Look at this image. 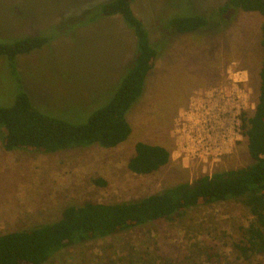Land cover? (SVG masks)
I'll return each mask as SVG.
<instances>
[{"label":"rangeland","instance_id":"obj_1","mask_svg":"<svg viewBox=\"0 0 264 264\" xmlns=\"http://www.w3.org/2000/svg\"><path fill=\"white\" fill-rule=\"evenodd\" d=\"M108 1L0 0V42L50 39L14 65L0 58V107L26 92L40 111L82 125L107 106L137 49L121 17L94 19ZM227 1H135L159 56L127 115L125 143L40 154L8 152L0 138V236L53 224L70 206L135 202L254 163L243 120L259 99L264 17L238 9L218 15ZM191 13L210 18L209 26L185 35L166 27ZM230 121L238 135L227 133ZM140 142L167 149L171 163L153 175L132 173L128 162ZM253 219L238 200L200 206L170 222L71 246L46 264H264V255L245 260L235 249Z\"/></svg>","mask_w":264,"mask_h":264},{"label":"trees","instance_id":"obj_2","mask_svg":"<svg viewBox=\"0 0 264 264\" xmlns=\"http://www.w3.org/2000/svg\"><path fill=\"white\" fill-rule=\"evenodd\" d=\"M135 1L110 0L98 5V14L94 16V19L121 17L137 41L133 65L108 105L96 111L86 124L78 125L40 111L23 92L13 106L0 107V138L6 151L56 154L91 146L113 149L130 138L132 128L127 115L143 95L159 56L145 24L133 11ZM232 9L264 17V0H228L217 14L223 16ZM168 21L166 27L179 35L198 33L210 24V18L194 13L175 15ZM261 35L259 99L253 116L243 120L244 135L254 160L251 166L205 176L193 184H182L135 202H90L67 207L61 219L53 224L1 235L0 264H46L55 254L71 246L112 237L152 222H170L196 207L231 200L244 203L254 218L242 229L243 240L235 249L245 260L264 255V22ZM49 43L46 36L0 42V58L5 57L14 65L19 56L29 55ZM170 163L171 154L167 149L140 142L135 146L128 169L134 174L149 176Z\"/></svg>","mask_w":264,"mask_h":264},{"label":"built area","instance_id":"obj_3","mask_svg":"<svg viewBox=\"0 0 264 264\" xmlns=\"http://www.w3.org/2000/svg\"><path fill=\"white\" fill-rule=\"evenodd\" d=\"M193 108H195V107H190V109L192 110ZM206 109H204L203 108V113H204V111H205ZM237 117H238V115H234L233 116V118H234V120H237ZM242 121V120H241ZM230 124H232L233 125V127L231 128V129H229V130H227V133H233V134H237L238 135V131L239 130H237L236 131V128H234L235 126H234V121L233 122H229ZM220 124H219V122H218V120L217 119H213V121H212V127H214L215 129H216V127H218ZM219 129V128H218ZM217 129V130H218ZM217 146V145H216ZM209 177H211V176H209Z\"/></svg>","mask_w":264,"mask_h":264}]
</instances>
